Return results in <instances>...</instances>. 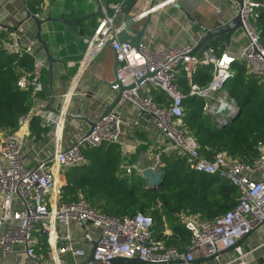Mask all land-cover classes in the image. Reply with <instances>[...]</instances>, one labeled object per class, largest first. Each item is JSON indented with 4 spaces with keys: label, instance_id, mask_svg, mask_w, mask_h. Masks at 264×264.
I'll use <instances>...</instances> for the list:
<instances>
[{
    "label": "built area",
    "instance_id": "2783aa9c",
    "mask_svg": "<svg viewBox=\"0 0 264 264\" xmlns=\"http://www.w3.org/2000/svg\"><path fill=\"white\" fill-rule=\"evenodd\" d=\"M168 1L159 2L151 11ZM121 7L117 6L116 12ZM259 7H264V0H243L242 7L237 9L242 24L239 30L245 36V44L237 55L225 50L219 52V47L211 43L206 44L203 52L194 54L195 43L192 42L155 46L153 31L145 32L137 48L131 47L117 38L122 24L116 26L114 17L103 16L90 35L80 60L76 75L109 43L117 61L111 89L117 92L124 87L121 101L128 104L132 112L151 120L160 134L169 140L166 150L174 149L186 157L192 170L217 175L237 188L238 203L213 219L179 216L191 234L190 242L182 249L166 246L151 237L153 220L150 215H107L92 208L82 193L75 201H59L61 188L66 183L61 172L84 162L81 146L123 144V116L114 108L106 116L97 117L89 135L77 134L72 144L63 148L66 112L59 108L53 113L45 109V101L36 97L43 89L39 43L26 34L25 20L16 26L17 33H9L2 39L4 50L29 55L33 67L17 80L19 89L31 87L32 105L19 117L16 130L0 133V256L5 258L15 254L36 260L35 233H40L48 245V264H65V254H70L73 264H111L116 256L138 257L148 264H175L171 261L191 264L196 258L207 257L233 245L248 232L260 231L259 243L247 249L240 245L213 258L218 264H251L255 251L264 246V146H258L259 156L253 164L231 159L225 152H218L209 160L200 156L196 140L181 127L180 119L186 96L201 97L202 114L211 118L216 126L236 113L239 105L226 90L225 82L232 77L231 65L237 59L243 60L248 72L261 76L264 82V47L253 22ZM148 12L149 9H144L134 19L141 22ZM15 16L16 12L0 7V32L7 30V19ZM179 66L185 72L187 93L180 90L176 81ZM198 66L210 68L211 78L204 86L193 80V72ZM154 91L164 94V103L155 101ZM34 116L40 118L43 127L50 129L47 137L52 141V149L49 152L47 144L35 150L29 141L28 126ZM132 123L137 125L138 120ZM28 145L34 151V154L30 153L33 162L26 158L30 152ZM39 151L51 156L46 154V158H40ZM160 154L150 165L154 170H163ZM123 168L125 174L134 170L139 176L143 169L139 164ZM79 222L84 223L88 236L96 242L93 261L87 260L89 251L80 245L85 235L81 240L76 239L71 231V225H79ZM79 229L84 234L80 226Z\"/></svg>",
    "mask_w": 264,
    "mask_h": 264
},
{
    "label": "trees",
    "instance_id": "16d2710c",
    "mask_svg": "<svg viewBox=\"0 0 264 264\" xmlns=\"http://www.w3.org/2000/svg\"><path fill=\"white\" fill-rule=\"evenodd\" d=\"M45 1L24 0V6L31 13L43 16ZM257 10L258 16L253 22L264 47V7ZM9 33L8 29L0 32V133L16 130L19 117L32 105L31 87L21 90L17 80L22 73L31 72L33 59L27 54H14L2 48V39ZM211 44L219 47V52L226 49L223 43ZM231 70L233 75L225 82V88L241 108L238 117L218 128L211 118L202 114L203 99L186 96L182 103L181 127L196 140L200 156L212 160L216 153L225 152L231 159L253 164L259 156L258 146H264V82L261 76L248 72L243 60L233 62ZM210 78L209 67L195 68L193 80L196 83L204 86ZM176 81L180 90L187 93L185 72L180 66ZM49 92L48 86L43 84L36 97L47 102ZM154 95L157 103H164L162 92L154 91ZM28 127L30 143L47 140L50 129L41 125L39 117H32ZM143 148L144 145H138L132 158H128L130 164L136 161ZM80 150L84 162L61 172L66 183L61 188L59 201H75L82 193L92 208L107 215H150L153 220L151 237L166 246L182 249L190 242L191 234L179 219L180 215L210 220L233 208L239 200L235 186L217 175L192 170L187 158L174 149L160 154L166 175L157 189H145L142 176L134 170L129 174L121 171L123 159L119 144L83 145ZM165 225L171 231L168 236L163 234ZM35 235L36 257L43 264L44 257L40 254L48 251V245L44 235Z\"/></svg>",
    "mask_w": 264,
    "mask_h": 264
},
{
    "label": "crops",
    "instance_id": "0c3cea01",
    "mask_svg": "<svg viewBox=\"0 0 264 264\" xmlns=\"http://www.w3.org/2000/svg\"><path fill=\"white\" fill-rule=\"evenodd\" d=\"M129 1L46 0L43 7V16L40 17H46L49 11L51 16L73 12L71 17H79L84 14L93 13L100 8L103 11V16L114 17V24L119 26L124 19V14L115 12L114 16L112 13H106V8L124 7ZM161 1L163 0H138L132 10L134 13H139L144 9H148L152 4L156 6ZM0 7L4 11L16 12L14 18L9 17L7 19L5 27L10 30L11 34L17 33L16 26L25 17L24 0H0ZM237 9L238 4L236 0H169L151 11L150 23L146 31L147 33L152 31L155 33L153 44L155 46L164 47L178 43H196L202 34L198 23L207 28H212L232 18L236 14ZM99 18L94 15L75 23L73 29L80 36L78 39L71 33L64 32V25L61 23L46 22L41 26V37L46 42L49 52L55 61L52 64L50 79L48 60L41 58L43 67L41 69L40 80L48 86L50 91V99L46 104H50V108L57 110V112L59 108H63L66 112L62 131L63 148L72 144L77 134H84L89 128V122H94L97 117L101 116L106 106L114 100L117 94L116 91L111 89V84L115 81V57L110 46H105L76 75L82 54L87 45V37L92 34ZM140 25V21H137L134 27ZM23 26L26 34L34 37L36 32L34 21L32 19L25 20ZM244 44L245 36L238 30L233 34L230 44L225 45V51H228L232 55H237ZM38 52L41 57L42 47L40 44ZM50 80L52 84H50ZM116 108L120 110L125 122L122 134L123 144L120 145L123 159V164L121 165L122 172L124 171L123 166L126 165L139 164L143 168L150 166L159 152L173 150H166L170 145L169 140L160 134L153 122L147 119V117L139 116L135 112H132L130 106L121 100ZM133 120H138V124L133 125ZM51 142L50 138L47 137L45 142L31 144L35 150H39L47 144L46 149L49 152L52 149ZM158 143L160 144L158 145ZM138 145H144L145 148L139 150L136 161L130 164L128 158H132V154L135 153ZM30 153L34 154V151L30 149L26 158L30 162H33ZM46 154L51 156L50 153L39 151L40 158H46ZM142 179L144 183L142 184L145 186L146 181L143 177ZM79 226L72 224L71 231L76 239L81 240L84 234L79 229ZM163 234L165 236L171 234L170 229L166 225ZM260 235V231L248 234L243 239L241 245L244 249H247L249 246L259 243L261 241ZM84 237L80 241V245L90 253L92 239ZM40 256L44 257V253L40 254ZM47 256L46 252L43 264L48 260ZM63 258L65 264H73L70 254H65ZM263 260L264 246L255 251L254 260L251 264H263ZM11 261H14L15 264H28V262L38 264L36 260L24 259L20 255L13 254L5 258L0 256V264H10ZM201 264H218V262L212 259Z\"/></svg>",
    "mask_w": 264,
    "mask_h": 264
},
{
    "label": "water",
    "instance_id": "95a60500",
    "mask_svg": "<svg viewBox=\"0 0 264 264\" xmlns=\"http://www.w3.org/2000/svg\"><path fill=\"white\" fill-rule=\"evenodd\" d=\"M238 4V9L242 7L243 0H236ZM138 0H130L124 7L122 6L117 12H121L124 14V19L120 23L122 24V29L119 32L117 38L120 42L122 43H128L131 47L137 48L140 42L142 41L146 29L150 23L151 19V9L155 6L152 4L148 9L149 12L147 15L144 17V19L141 21V25L139 27H134L136 20L134 19L135 15L138 13H134L132 9L136 6V3ZM25 9V17L24 20L32 19L35 23L36 27V32L34 35V39L37 40V42L40 44L42 47V53H41V58H46L48 60V68L50 72V79H51V69H52V64L55 61L53 56L50 54L48 46L46 42L43 40L41 37V26L42 24L46 22H56V23H61L64 25V32H69L73 36H75L77 39L80 37L78 34L73 29V25L79 21H82L84 19H87L88 17L91 16H98V17H103V11L98 8L95 12L89 13V14H84L79 17H71L73 12L71 13H60L58 16H51V13L49 11L48 15L46 17H39L36 16L35 14L31 13L24 7ZM51 10V9H50ZM116 12V8H106V13H112L114 14ZM198 26L200 27L202 34L195 43V46L192 50V53H201L205 50L206 44L209 42H218V43H223L224 45H229L230 40L233 36V34L238 31L239 29L242 28L241 24V19H240V12L239 10L236 12V14L230 18L229 20L220 23L212 28H207L202 24L198 23ZM87 39H90V36L87 37ZM109 46V43H107ZM115 57V56H114ZM117 68V61L116 59L114 60V69L116 72ZM50 84H52V81L50 80ZM132 86H129L131 88ZM124 90V87H120L119 90L117 91V94L114 98V100L106 106L104 111L102 112L100 117L106 116L108 113H110L121 100V95L122 91ZM45 109L49 111H53L54 113L57 112V110H54L50 108V104L46 105ZM241 112V108L238 107L236 113L230 117V119L225 122V123H220L217 125L218 128H222L229 123H231L233 120H235L238 115ZM79 118V117H77ZM94 126V122H89V128L85 132V136L89 135L91 132L92 128ZM166 172L165 170H154L150 166H147L142 169L141 176L145 179L146 185L144 186L145 189H157L159 188L164 179H165ZM80 227L84 230V235L89 239L90 237L88 236V233L86 231L85 225L83 222H79ZM249 234L246 233L243 237H241L239 240H237L233 245L226 247L225 249L219 251L218 253L209 255L207 257H200L196 258L195 260L192 261L191 264H201L207 261L212 260L215 256L224 254L226 252L232 251L235 247H238L241 245L243 239ZM96 242L91 240V248H90V253L88 256V261H93V252L95 248ZM38 264H41L38 259H36ZM179 261H171L170 263H178ZM111 264H148V262L140 260L138 257H124V256H116L111 260Z\"/></svg>",
    "mask_w": 264,
    "mask_h": 264
},
{
    "label": "rangeland",
    "instance_id": "374dc122",
    "mask_svg": "<svg viewBox=\"0 0 264 264\" xmlns=\"http://www.w3.org/2000/svg\"><path fill=\"white\" fill-rule=\"evenodd\" d=\"M157 143V142H156ZM154 144V143H153ZM160 143H158V145H159ZM28 147H29V145H28ZM29 149H30V147H29ZM144 184V183H143ZM44 257H45V254H44ZM43 258V257H42ZM47 258H48V256H47ZM50 261L49 260H47L46 262H45V264H48ZM10 264H15V262L14 261H11V263ZM28 264H35V263H31V262H28ZM178 264H180V263H178Z\"/></svg>",
    "mask_w": 264,
    "mask_h": 264
},
{
    "label": "flooded vegetation",
    "instance_id": "af4514ba",
    "mask_svg": "<svg viewBox=\"0 0 264 264\" xmlns=\"http://www.w3.org/2000/svg\"><path fill=\"white\" fill-rule=\"evenodd\" d=\"M36 15V14H35Z\"/></svg>",
    "mask_w": 264,
    "mask_h": 264
}]
</instances>
